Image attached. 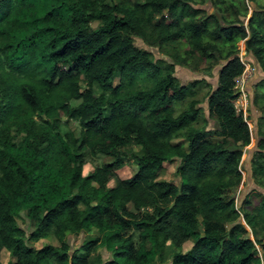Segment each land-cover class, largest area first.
Instances as JSON below:
<instances>
[{"label":"trees","instance_id":"1","mask_svg":"<svg viewBox=\"0 0 264 264\" xmlns=\"http://www.w3.org/2000/svg\"><path fill=\"white\" fill-rule=\"evenodd\" d=\"M241 40L264 71L256 0H0V264L3 249L11 264H264V193L234 199L250 143L234 105ZM200 63L219 66L208 117L195 97L207 81L175 75ZM261 119L252 162L264 188ZM84 148L111 162L84 174ZM173 160L178 183L159 179Z\"/></svg>","mask_w":264,"mask_h":264},{"label":"rangeland","instance_id":"2","mask_svg":"<svg viewBox=\"0 0 264 264\" xmlns=\"http://www.w3.org/2000/svg\"><path fill=\"white\" fill-rule=\"evenodd\" d=\"M263 9H264V0H256ZM248 6V15L244 19V24H247V21L255 9L254 2L247 1ZM209 8V7H208ZM211 10V8H210ZM136 44L141 48L149 50L154 58H159L162 56L161 53L157 51V49L150 47L144 44L140 39H135ZM238 46V56L242 63L244 64V70L242 74L236 79V99L234 105L237 110H240L243 114L244 119L246 120L249 131H250V143L243 147L242 156L240 161V169L242 179L240 182L239 187L234 191V199L235 205L237 208L240 207L242 201L248 194L253 193H264V188L258 181H256L253 175V155L256 151H258V141L261 137L260 129H263L261 125L262 119L261 117L264 116V100H260V96L264 95V71L261 69L259 64L257 63L256 59L251 55L249 52L246 51L245 48V41L241 40L237 43ZM206 63H200L197 71H192L188 67L183 66H176L175 75L179 78L182 83H189L194 80H201L204 79L207 81L202 83L201 85L195 87L197 91L195 97L200 100V106H202L203 113L206 117H208V110H207V93L210 89H214L217 83V73L219 66H216L212 69L211 74L206 73L205 68ZM263 82L262 85L260 83ZM209 87H208V85ZM259 95V96H258ZM257 99V100H256ZM174 111L178 112L184 108L185 104L182 103H174ZM215 126L214 121L210 120L208 124L207 130L208 133L206 137L209 139H216L217 135L213 133V127ZM63 129H72L76 136L79 135V129L77 124L73 121L68 123H62ZM137 149L139 146L136 147ZM83 154H85V165L83 166V173L87 174L94 170L96 166L100 164L109 163L111 159L106 155L98 153L95 156H91L88 152L87 148L83 149ZM178 160L173 161H166L163 163V167L159 173V179H164L167 181H172L178 183L179 179L176 175L175 171L178 166ZM135 172V166L133 162L127 163L121 168L116 170V178H128L133 175ZM114 179H111L108 183L109 186L114 184ZM254 194V193H253ZM256 200V197L252 199L253 203ZM240 221L246 226V228L250 230V228L246 225L245 221L243 220L242 216ZM18 223L27 230V235L30 233V229H28V219L26 213H22L20 218H18ZM92 233H95L93 231ZM252 238V236L250 235ZM85 238V234L81 233L78 236H69V242L72 248L77 249L81 242ZM47 242L52 244H58L55 238L48 237L46 239ZM29 244H34L36 246H40L41 242H32L29 241ZM192 245L191 241H187L184 243L183 250H187ZM258 248V245H257ZM259 250V249H258ZM71 252V251H70ZM258 252V251H257ZM96 253H101V255L106 258L108 256V252L104 248H99ZM260 253V250H259ZM82 256L84 253H80ZM1 262L2 264H11L13 262V258L9 255L8 251L2 250L1 251Z\"/></svg>","mask_w":264,"mask_h":264},{"label":"water","instance_id":"3","mask_svg":"<svg viewBox=\"0 0 264 264\" xmlns=\"http://www.w3.org/2000/svg\"><path fill=\"white\" fill-rule=\"evenodd\" d=\"M201 232H203V230L201 229Z\"/></svg>","mask_w":264,"mask_h":264}]
</instances>
